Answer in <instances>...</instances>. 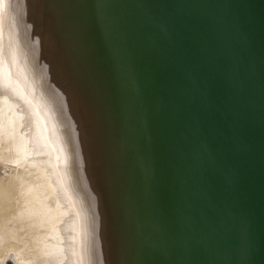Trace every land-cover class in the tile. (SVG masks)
I'll return each instance as SVG.
<instances>
[{
	"label": "bare ground",
	"instance_id": "1",
	"mask_svg": "<svg viewBox=\"0 0 264 264\" xmlns=\"http://www.w3.org/2000/svg\"><path fill=\"white\" fill-rule=\"evenodd\" d=\"M113 2L104 0L112 15L98 14V30L136 136L150 259L158 264L159 253L160 264H263L251 224L264 214V0H167L169 44L155 43L159 81L167 87L162 97L136 68L141 55L120 35ZM79 8L76 0H0V128L49 192L51 177L63 185L54 193L61 208L53 222H61L59 234L80 235L70 237L73 256L61 243L47 246L57 249L55 257L51 251L50 260L37 263L140 264L113 120L79 43ZM163 158L176 166L172 178L153 168ZM175 180L184 206L173 201L185 215L166 205L180 195L164 187ZM259 219L257 235L264 232ZM26 250H17V264L49 256Z\"/></svg>",
	"mask_w": 264,
	"mask_h": 264
},
{
	"label": "rangeland",
	"instance_id": "2",
	"mask_svg": "<svg viewBox=\"0 0 264 264\" xmlns=\"http://www.w3.org/2000/svg\"><path fill=\"white\" fill-rule=\"evenodd\" d=\"M98 1L96 0L97 7L99 8V4H100L102 8V10L100 9V11H98L99 12L98 14L100 13L106 14L109 11L112 12L111 8L104 7V0H101V1L98 0ZM152 1L153 0H117V1L114 0L113 3L115 5L113 6V9L116 11L118 16H120V19L122 21L121 28H118L120 35H122V37L124 36L123 37L124 41L129 42V44L132 46L131 49L133 50L136 49V51L139 52L138 54L141 55L140 61L142 65L136 66V68H138L140 73H143L141 74L142 77L147 78L150 76L149 77V81H151L150 89L151 91H153V96L162 97V95H164L165 92L167 91V87L161 86L162 80H161V84L159 81V77L161 76V74H160L159 68L157 67L156 61H157V54H159L161 51L158 50V48H156L158 47V45H156L157 40L155 38V30L153 29L154 24L152 22V10H151L152 7H150V3ZM102 14L100 15L101 19H102ZM109 14L112 15V13L110 12ZM109 39L110 38L107 37V42L109 41ZM115 42H117V46L121 45V43H118L117 39H115ZM110 44L112 45V43ZM146 56H148V61L147 60L144 61ZM113 69L114 71L118 70L115 65H113ZM156 69L158 71V75H156L157 74ZM153 71L155 72L153 73V75L154 74L156 75L155 77L151 75ZM164 84L169 85L166 79L164 80ZM161 97L159 98V100L161 99ZM3 134H4V131L0 128V204H1L0 213L3 215V217L0 218V222H1L0 223V246L5 247L6 245H8L6 247H9L10 244L11 245L13 244L15 245V247L17 245V247H16V250H11L10 248L11 251H9V249L7 250L5 247V250H7V254L6 253L4 254V251H5L3 249L4 247L3 248L0 247V252L3 253V254L0 253V263L5 264L8 261L7 264H13L14 262L17 264L18 263V258H17L18 253L20 254L22 249L24 250L22 252H25V250L28 249L26 250L27 253L31 254V251H32L31 248L33 246H35L34 248H32L35 250V252H38L41 249V251L45 252V253L42 252L44 254L43 256H47L46 251L49 250L47 246L48 247L53 246V245L60 246L61 243H64L62 246L63 247L62 250L65 256H73L74 249L76 248L75 247L76 244L70 242V237L73 236V237L79 238L80 235L73 234L71 229H69L67 232L65 230L63 231L62 234H59L60 228H58V226L60 225L61 222H58L56 225L54 224L55 222L54 218H57L56 216L58 212L57 207L61 208L60 205L56 206L54 203V199H55L54 193L57 192L58 194L60 192L59 189L61 187H62L61 188V191H62L63 185L58 181L57 178L51 177L45 183V185L48 188H50V190L53 191V192L51 191L49 192V190L43 186L44 182L41 180L39 181V178H38L39 171L37 170L36 166L28 167L30 163V158L23 157L19 153H16V152H11L13 151L14 148L11 147L10 138H8V136L6 135L4 136ZM153 141L151 143L149 142V144L151 145V148L154 147ZM163 161H164L163 163L159 160L154 161V165H157V166H153V168H158V170L160 171H164V170L169 171L170 177H171L172 169L176 168V166L174 165L172 159L165 158ZM164 164H167V165H164ZM166 166L168 167L165 168ZM32 172L35 175H33ZM175 174H177V172H175ZM29 176L32 178H30ZM146 177H149V175L147 174ZM31 179L33 182L31 181ZM170 181L171 179L168 178L167 182H170ZM55 185L56 187H54ZM164 187H173V189L178 191L177 194H179L180 192V195H176V196H173L174 194L171 195L170 201H172L173 203L172 202L170 203L169 199H168L169 204L166 202L167 200L165 202H166L167 207L170 205L174 207L176 206L175 207L176 210H174L176 215H179V214L185 215L186 213L183 211L184 209L181 207H177V205L174 204V202L176 201V197H177V201H179L180 203V205L179 204L178 205L182 207L184 206V205H181V203L184 204V202L182 201V196H181V191L183 189L182 184L178 183L175 180V181H172L171 184H168L167 186L165 183ZM164 192L167 198L168 193H166V191ZM172 196L175 198H172ZM62 198H63V195L61 196L59 201H61ZM173 199L175 201H173ZM61 205L63 207V203ZM177 208L181 211L177 212ZM67 209L68 211L70 210L69 208ZM18 216H20V218ZM184 217L185 216H181V217L177 216L176 221L178 219L184 221ZM58 218L61 219V216H59ZM181 223L183 224V222H180V224ZM55 232H57V236L59 238L62 237L63 242H60V240L56 239ZM64 241H66L67 243ZM157 246L159 245L157 244ZM10 247H13L12 249L15 248L14 246H10ZM18 248H21V249H18ZM46 248L47 250H45ZM1 250H4V251H1ZM17 250H20V252H18ZM55 250H50V252L48 251L49 252L48 255L51 253V251H54L51 253L52 254L51 256L55 257L56 254L53 255V253H56ZM35 252L32 251V254H34ZM157 253H158V249H157ZM51 256L49 255L47 257L52 258ZM3 257H4V260H3ZM48 258L47 259H45V257L44 259L40 258L38 259V261H34V262L37 263L39 262V260L40 262L41 260H43V262L44 260H50V258L49 259ZM160 258H161V255H159L158 253V255L156 256V260H155L158 264H160L159 262ZM152 259H150L151 263L154 261ZM47 262L45 261L46 264H50ZM170 262H173V261L171 260ZM66 263L71 264L70 261ZM40 264H44V263H40ZM152 264H155V262H153Z\"/></svg>",
	"mask_w": 264,
	"mask_h": 264
},
{
	"label": "water",
	"instance_id": "3",
	"mask_svg": "<svg viewBox=\"0 0 264 264\" xmlns=\"http://www.w3.org/2000/svg\"><path fill=\"white\" fill-rule=\"evenodd\" d=\"M80 6L81 20L79 43L87 61V67L96 87L104 99L109 116L113 120V137L118 159L120 161L119 175L123 186V199L126 212L133 224L134 234L138 244L140 264H150L149 233L146 226L142 202L141 172L138 166V151L135 132L133 130L130 112L118 84L115 72L107 55L104 40L98 30V7L96 0H76ZM167 0H153L152 22L156 39L161 43L169 42L171 29L169 28ZM211 31V30H210ZM211 37L210 34L207 35ZM169 43H167L168 46ZM165 46V45H164ZM252 185H256L252 179ZM257 223L251 224L255 234L254 243L258 254L264 255V232L257 235V229L262 224L257 215ZM254 236V235H253ZM264 259V256H263ZM264 264V263H263Z\"/></svg>",
	"mask_w": 264,
	"mask_h": 264
}]
</instances>
